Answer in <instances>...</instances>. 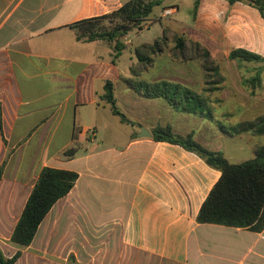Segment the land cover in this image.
I'll return each mask as SVG.
<instances>
[{
	"label": "crops",
	"instance_id": "crops-1",
	"mask_svg": "<svg viewBox=\"0 0 264 264\" xmlns=\"http://www.w3.org/2000/svg\"><path fill=\"white\" fill-rule=\"evenodd\" d=\"M129 1L0 0L4 254L10 258L21 250L16 264L29 258L33 264H264V230L198 222L221 172L178 144L154 139L157 129L170 127L177 135L192 134L232 164L255 157L264 136L239 133L238 127L264 115V63L229 56L246 49L264 57L261 12L243 2L203 0L211 8L203 21L222 28L223 38L200 28V22L191 37L243 68L241 85L186 86L197 98L172 106L129 85L131 72L121 69L114 43L79 41L72 27L111 14ZM127 36L122 39L126 46ZM258 71L261 86L245 85ZM181 77L192 82L191 75ZM107 81L114 84L117 110L125 108L136 120L133 134H122L112 122L102 123V109L111 107L103 99ZM187 105L196 113L185 111ZM119 112L124 120L112 110L120 123H129ZM99 128L105 130L102 140ZM141 128L152 137H141ZM45 167L73 171L78 181L51 209L31 246L22 248L11 243V236Z\"/></svg>",
	"mask_w": 264,
	"mask_h": 264
},
{
	"label": "trees",
	"instance_id": "trees-1",
	"mask_svg": "<svg viewBox=\"0 0 264 264\" xmlns=\"http://www.w3.org/2000/svg\"><path fill=\"white\" fill-rule=\"evenodd\" d=\"M163 0H131L120 9L101 17L83 20L72 27L76 30L79 41L93 42L104 40L114 43L115 57H119L127 46L123 37L132 26L141 30L154 8ZM201 0H196V9ZM230 3L243 0H227ZM249 4L259 9L264 18V0H252ZM163 28V36L153 42H144L135 49L136 61L130 68L132 78L128 80L131 87L146 98H164L172 106L191 104L197 96L186 86L165 81L149 83L139 81V78L152 66L153 56L161 54L168 47L170 40L174 43V56L187 61L203 59V65L209 69L208 63L212 52L196 40L174 34ZM230 60L242 62L264 63V57L246 49H235L230 53ZM213 69H216L214 66ZM216 71V70H215ZM261 72L247 79L245 85L253 89L261 86ZM104 101L111 105L113 113L120 114L116 107L114 84L107 81ZM190 105L184 106L187 112L196 113ZM238 132H253L264 136V115L256 122L243 123ZM154 139L159 142L178 144L188 151L199 155L212 168L221 172V178L211 190L202 205L198 222L201 224H216L234 228H249L252 231L264 230V146L255 149V157L249 161L232 164L221 152L205 149L192 134L181 136L174 134L170 127L159 128L154 132ZM74 150H71L73 152ZM68 153V152H66ZM4 166L0 167V181ZM78 174L64 169L45 167L34 185L23 213L11 236V243L22 247H30L38 229L54 205L67 196L78 181ZM22 255L19 250L12 257H7L0 246V264H16ZM73 259V257H70Z\"/></svg>",
	"mask_w": 264,
	"mask_h": 264
},
{
	"label": "rangeland",
	"instance_id": "rangeland-1",
	"mask_svg": "<svg viewBox=\"0 0 264 264\" xmlns=\"http://www.w3.org/2000/svg\"><path fill=\"white\" fill-rule=\"evenodd\" d=\"M251 1L252 0H243L242 2L244 5L248 6ZM195 2L196 0H163L159 6L154 8L148 20L144 22V31L140 32V28L137 25L132 26L128 32L127 39L125 40L128 41V49L121 56H119L121 69L129 73L133 61H136L135 49L144 42H153L158 37H162L164 27L171 30V37L176 34L179 36H185L187 39L192 40L193 38L191 37V32H193L192 30L198 25V22H200V28L203 30L206 29L213 35H216L219 39L223 38L222 28L211 25L209 21H203L204 13L211 11V8H208V10L205 8L207 2L205 3L201 0L197 9ZM165 7H175L178 12L176 14V11H173L171 14L167 15L166 18L162 19V14L166 10L164 9ZM238 8L242 9L243 7L238 6ZM223 24L226 29L224 22ZM170 41L171 42H169L168 47H166L161 54L153 56L152 66L139 78V81L149 83L165 81L173 84L179 83L189 87H192L196 83L201 85L202 82H204L205 85L216 87L219 85L231 86L235 85V83L236 85H241L238 77L241 72L244 73L243 68L237 67L234 63L230 62L225 55L212 53L211 59L208 63L209 69H207L203 65V59H189L187 61H183L175 57L173 52L174 43L172 40ZM214 66H216V69H213ZM185 74L193 77L191 80L193 83L188 82L187 78L181 77ZM230 75L234 76V81L231 83L228 81ZM102 104L104 103L102 102ZM124 109L125 108H119V111L126 115V121L129 123H120V117L115 116L112 113L110 106H105V108L102 109L100 118L102 119V123L112 122L113 126L119 128L122 134L125 133L126 135H130L137 131L138 126L135 124L136 120L132 118L133 116L127 114ZM235 113H238V111H235ZM132 122L134 123L133 125L130 124ZM232 122L234 124L233 119ZM224 124L227 125V122ZM142 129L143 128H141L140 132H142ZM230 129V131L234 133L236 128L232 127ZM100 132L101 135L98 139L102 140V138L105 137V130L102 128ZM261 140L264 141V137L263 139L261 138ZM22 264L33 263L29 258L25 259Z\"/></svg>",
	"mask_w": 264,
	"mask_h": 264
},
{
	"label": "water",
	"instance_id": "water-1",
	"mask_svg": "<svg viewBox=\"0 0 264 264\" xmlns=\"http://www.w3.org/2000/svg\"><path fill=\"white\" fill-rule=\"evenodd\" d=\"M140 136L141 137H152V134L150 132H148L147 130L142 129Z\"/></svg>",
	"mask_w": 264,
	"mask_h": 264
},
{
	"label": "built area",
	"instance_id": "built-area-1",
	"mask_svg": "<svg viewBox=\"0 0 264 264\" xmlns=\"http://www.w3.org/2000/svg\"><path fill=\"white\" fill-rule=\"evenodd\" d=\"M174 10L172 8H168L164 11V16L166 17L167 15L171 14ZM89 131H92L91 129Z\"/></svg>",
	"mask_w": 264,
	"mask_h": 264
}]
</instances>
